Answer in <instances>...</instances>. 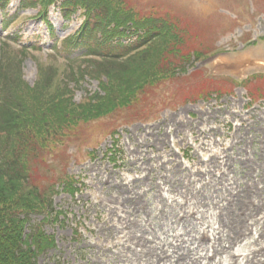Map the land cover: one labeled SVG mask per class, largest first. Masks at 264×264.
Listing matches in <instances>:
<instances>
[{
  "label": "rangeland",
  "instance_id": "obj_1",
  "mask_svg": "<svg viewBox=\"0 0 264 264\" xmlns=\"http://www.w3.org/2000/svg\"><path fill=\"white\" fill-rule=\"evenodd\" d=\"M124 1L142 16L168 17L187 30L186 51H205L210 56L194 65L212 77L199 75L206 80L218 76L215 63L253 59L249 51L264 45V0ZM19 4L20 0H12L7 17L0 12V34L7 18L9 33H19L28 45L42 47L25 63V77L31 84L37 79L33 57L62 64L88 51L78 47L67 56L50 49L81 27L85 17L79 12L67 19L59 9H52L49 32L48 24L36 18L37 11H19ZM192 71L147 89L131 108L82 123L45 154V164L33 161L31 179L43 194H50L49 188L68 173L86 183L75 201L66 194L52 199L53 215L65 211L70 217L67 226L61 227L53 218L44 223V215L32 217L31 227L42 223L46 232L60 237L58 249L40 257V264H264V96L257 92L260 89L264 95V75H255L245 86L222 78L220 99L184 105L185 97L201 93L197 92L199 78L189 81ZM256 72L264 69L248 74ZM214 79L209 87L219 88ZM205 83L203 90L209 88ZM83 86L76 92L77 101L98 90L94 81ZM113 131L116 136L107 135ZM118 136L116 147L122 149L121 163L126 166L121 169L123 176L110 170L105 175L104 167L88 165L89 149L115 146ZM122 179L130 183V193L113 188L115 180ZM140 185L153 187L150 199L133 196L134 202L126 203L139 221V238L122 235L115 241L105 229V223L113 222L99 221L98 215L105 210L107 217L117 215L113 207L119 205L121 192L130 198ZM161 187L167 199L159 194ZM179 215L185 216L182 223ZM80 221L86 229L79 227ZM77 225L81 237L75 241ZM117 243L125 247H113Z\"/></svg>",
  "mask_w": 264,
  "mask_h": 264
},
{
  "label": "trees",
  "instance_id": "obj_2",
  "mask_svg": "<svg viewBox=\"0 0 264 264\" xmlns=\"http://www.w3.org/2000/svg\"><path fill=\"white\" fill-rule=\"evenodd\" d=\"M42 1L47 5L60 0ZM62 1L66 14L81 9L85 16L63 48L87 46L90 54L64 66L39 63L38 79L31 86L22 72L27 49L14 51L1 42L0 264H37L39 255L54 248V239L40 227L25 233L30 215L48 212L53 203V187L50 194H43L32 182L33 161L45 164V154L82 123L139 104L147 89L177 80L208 55L186 51L188 31L178 23L168 17L142 16L124 0ZM133 37L136 44L126 47L121 42ZM199 75L189 79L199 78L198 98L223 92L212 84L210 88V81ZM86 80L97 81L100 91L77 102L76 89ZM204 83L212 90H203ZM185 98L189 101L191 96Z\"/></svg>",
  "mask_w": 264,
  "mask_h": 264
},
{
  "label": "bare ground",
  "instance_id": "obj_3",
  "mask_svg": "<svg viewBox=\"0 0 264 264\" xmlns=\"http://www.w3.org/2000/svg\"><path fill=\"white\" fill-rule=\"evenodd\" d=\"M249 54L251 56H255V58H253L251 61H253L254 64H257L256 66H259L260 65L262 68H264V60H261V58H258V57H263L264 58V45H261L259 48L251 51ZM238 62H239L238 63L239 66L241 67V70H243L245 72H248L249 69L252 68V66L250 64V61H246V60L239 59ZM216 70H218V71H226L224 69V67H222V66H218L216 68Z\"/></svg>",
  "mask_w": 264,
  "mask_h": 264
}]
</instances>
